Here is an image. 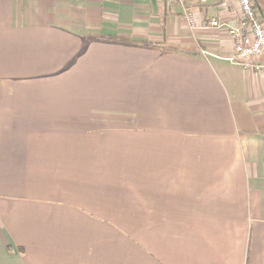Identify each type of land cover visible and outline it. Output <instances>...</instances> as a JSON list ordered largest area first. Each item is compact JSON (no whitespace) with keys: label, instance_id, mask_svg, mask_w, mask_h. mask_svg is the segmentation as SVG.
<instances>
[{"label":"crops","instance_id":"crops-1","mask_svg":"<svg viewBox=\"0 0 264 264\" xmlns=\"http://www.w3.org/2000/svg\"><path fill=\"white\" fill-rule=\"evenodd\" d=\"M230 10L0 0V264H264V74L202 27Z\"/></svg>","mask_w":264,"mask_h":264},{"label":"built area","instance_id":"built-area-1","mask_svg":"<svg viewBox=\"0 0 264 264\" xmlns=\"http://www.w3.org/2000/svg\"><path fill=\"white\" fill-rule=\"evenodd\" d=\"M236 2L238 16H234V11L230 10L233 17L229 20L223 22L218 18H207L203 21L202 27L225 26L234 46L233 55L229 60L242 64L244 69L264 74V20L256 7L255 0H236ZM186 13L191 23L192 15L189 11Z\"/></svg>","mask_w":264,"mask_h":264}]
</instances>
